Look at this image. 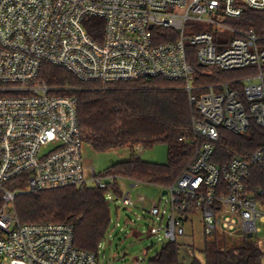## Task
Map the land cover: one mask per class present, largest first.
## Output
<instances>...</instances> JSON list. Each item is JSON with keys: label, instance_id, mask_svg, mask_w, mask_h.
<instances>
[{"label": "built area", "instance_id": "built-area-1", "mask_svg": "<svg viewBox=\"0 0 264 264\" xmlns=\"http://www.w3.org/2000/svg\"><path fill=\"white\" fill-rule=\"evenodd\" d=\"M246 8L264 10V0H0V264H103L104 241L97 252L77 247L72 222L19 218L17 195L67 186L105 189L117 212L138 208L137 219L151 223L145 232L164 243H178L194 216L205 241L221 234L260 240L264 208L246 179L264 166V143L222 165L212 159L221 128L245 134L252 124L264 127V34L234 23ZM192 56L201 65L255 72L198 82ZM45 64L103 87L154 78L180 83L200 114L193 120L197 149L172 183L158 185V203L133 199L146 181L84 164L78 98L42 78Z\"/></svg>", "mask_w": 264, "mask_h": 264}, {"label": "trees", "instance_id": "trees-1", "mask_svg": "<svg viewBox=\"0 0 264 264\" xmlns=\"http://www.w3.org/2000/svg\"><path fill=\"white\" fill-rule=\"evenodd\" d=\"M234 23L264 34V10L246 8ZM90 30L96 34L94 29ZM190 61L198 71L197 81L206 84L239 78L237 70H255L252 66L228 70L205 66L193 56ZM41 76L51 85L70 87L63 92L77 96L83 140L96 151L127 146L135 149L138 145L151 147L157 143L168 146V160L164 163L147 161L134 153L129 159L110 165L107 173L166 185L182 173L194 156L198 142L192 139L193 120L200 114L177 81L140 79L112 82L103 87L99 82L82 81L65 68L49 64L44 65ZM263 143L264 127L257 124H252L245 134L221 128L212 159L222 165L234 155ZM246 184L264 208V166L251 168ZM14 185L16 182L9 187ZM105 192L95 186H67L19 194L15 204L22 222H72L75 245L97 252L111 223L110 203ZM3 205L0 190V209ZM203 252L204 260L195 257L189 264H263L264 240L245 238L235 244L221 234L205 241ZM148 264L185 263L179 257V244L166 242Z\"/></svg>", "mask_w": 264, "mask_h": 264}, {"label": "rangeland", "instance_id": "rangeland-1", "mask_svg": "<svg viewBox=\"0 0 264 264\" xmlns=\"http://www.w3.org/2000/svg\"><path fill=\"white\" fill-rule=\"evenodd\" d=\"M231 21V20H230ZM234 20H232L233 22ZM231 22V23H232ZM243 71V72H241ZM247 71V72H246ZM239 78H244L255 72L252 69L237 70ZM240 73V74H239ZM135 149L127 146L122 148H111L107 151H96L89 143L82 146V156L84 164L90 169L94 166L99 174H106L110 165L117 161L127 160L135 153ZM144 160L164 163L168 160V146L165 143H157L151 147L141 146V150L136 151ZM122 188L129 190L128 181L121 179ZM162 194V189L156 184L141 182L139 186L132 190L133 199L137 201L144 197L148 206L158 203ZM138 203V207L143 204ZM130 207L124 209L120 205L119 211H116L115 203L110 205L111 223L108 231H112V236L108 232L103 239L104 248L100 252V258L103 264H148L149 260L163 246L164 242L155 237L149 236L145 231L149 229L151 223L146 219H137L136 211L141 213L138 208ZM119 217L120 226H115ZM195 224L186 225V234L178 239L179 257L181 262L189 264L196 257L204 260L205 237L203 236L202 225L199 216H194ZM264 228V224H262ZM260 241L264 240V229L259 235ZM243 236L235 234L228 236L229 243H240ZM193 248V249H192ZM264 264V257L262 259Z\"/></svg>", "mask_w": 264, "mask_h": 264}, {"label": "water", "instance_id": "water-1", "mask_svg": "<svg viewBox=\"0 0 264 264\" xmlns=\"http://www.w3.org/2000/svg\"><path fill=\"white\" fill-rule=\"evenodd\" d=\"M163 193H165V191H163ZM249 237H251L252 236V233H249V235H248Z\"/></svg>", "mask_w": 264, "mask_h": 264}, {"label": "crops", "instance_id": "crops-1", "mask_svg": "<svg viewBox=\"0 0 264 264\" xmlns=\"http://www.w3.org/2000/svg\"><path fill=\"white\" fill-rule=\"evenodd\" d=\"M157 185V184H156Z\"/></svg>", "mask_w": 264, "mask_h": 264}]
</instances>
